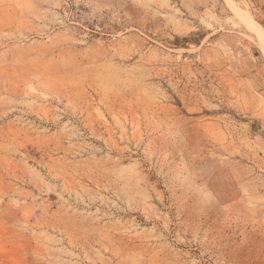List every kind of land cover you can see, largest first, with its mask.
Returning <instances> with one entry per match:
<instances>
[{"label": "rangeland", "instance_id": "374dc122", "mask_svg": "<svg viewBox=\"0 0 264 264\" xmlns=\"http://www.w3.org/2000/svg\"><path fill=\"white\" fill-rule=\"evenodd\" d=\"M0 264H264V0H0Z\"/></svg>", "mask_w": 264, "mask_h": 264}]
</instances>
